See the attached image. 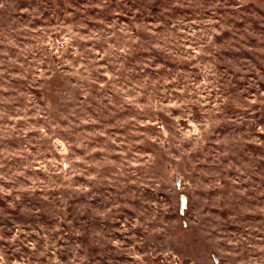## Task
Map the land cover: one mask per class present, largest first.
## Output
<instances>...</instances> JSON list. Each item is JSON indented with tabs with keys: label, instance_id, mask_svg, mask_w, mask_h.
<instances>
[{
	"label": "rangeland",
	"instance_id": "374dc122",
	"mask_svg": "<svg viewBox=\"0 0 264 264\" xmlns=\"http://www.w3.org/2000/svg\"><path fill=\"white\" fill-rule=\"evenodd\" d=\"M0 3L3 264H164L136 256L168 247L195 264L257 258L231 261L211 241L264 240V0ZM81 63L90 71L65 75ZM181 100L196 103L170 109L179 121L156 110ZM149 152L154 166H129ZM169 153L180 162L161 163ZM149 176L159 188L142 187ZM153 200L165 207L164 236L133 228ZM204 214L200 234L185 237ZM209 225L217 232L205 236Z\"/></svg>",
	"mask_w": 264,
	"mask_h": 264
},
{
	"label": "clouds",
	"instance_id": "9594fccd",
	"mask_svg": "<svg viewBox=\"0 0 264 264\" xmlns=\"http://www.w3.org/2000/svg\"><path fill=\"white\" fill-rule=\"evenodd\" d=\"M3 7H4V5L2 3H0V8H3ZM22 11H26V10H22ZM37 31H39V29H37ZM65 41H67L66 37H65ZM42 46H46V42H45V45H42ZM53 54L55 55V53H53ZM105 55H106V53H104V54H101L100 52L95 53V56L99 57V59H104ZM64 63L68 67L72 66L70 61H65ZM97 63H99V60L89 61V65H93V64H97ZM82 69H83L84 73H87L90 71L89 66H86L85 64L81 63L75 67V69L72 73H65V75H75L77 73H80ZM36 71L39 73L36 76L37 80L45 78L44 74L39 72V68H37ZM104 75L109 80L113 79V77L107 72H104ZM47 78L51 79L50 76ZM101 87H104V85L102 84ZM131 90L132 89H128V88L117 89V91H120L124 94H126L127 92H129ZM180 92H181V94H183V90H180ZM138 95H139V93H137V96ZM189 95H191V93H189ZM126 98L131 99V100H135L136 96H133V97H127L126 96ZM201 99H204V97H201ZM186 103H196V101L181 100L178 103L175 101H171V102L166 103V104H157L156 110L162 112L164 116L170 117L173 121H179L181 119V117H179V116L173 117L170 109H173V108L179 109ZM248 103H256V98H253L252 100L248 101ZM137 107H141V106L137 105ZM201 107H204V105H201ZM214 107H215V105H214ZM39 115H40V112H39V110H37L36 116L38 117ZM35 118L36 117H33V119H35ZM45 119H46V117H45ZM186 122L190 128L195 129V125L192 124L191 121H186ZM136 123H139V122H136ZM149 123H151L153 126H155L156 121L145 122L143 124H140L139 126L145 127ZM37 130L40 132H44L43 128H40ZM177 130L179 131V129H177ZM261 131L264 132V129H261ZM194 134H195V132H186L185 137L187 138V137L194 135ZM132 135L136 136V137H144L145 133L133 132ZM167 135H168L167 132H164L165 138H167ZM148 139L152 143L157 144L158 147L162 151L164 150L163 140L158 141L156 137H148ZM112 142L115 143V140H113ZM134 143L138 145V144L143 143V141L138 139V140H135ZM53 144L60 145L61 147H63V143L59 139H53ZM117 147H119V145ZM66 153H67V149H65L62 154H66ZM119 154L120 155H126V153H119ZM140 159H141L142 163H137L136 161H132L129 163V166L133 167V168L146 167L149 165L154 166L157 158L151 152H149L146 154L145 157H140ZM167 159L175 160L177 163L180 162L179 157H172L170 155V153L167 155V157H165L164 155H161V157H160L161 163H165ZM41 167H43V166H41ZM16 175H22V173H17ZM0 179H3V177H0ZM157 179H153L151 176H149L147 178V183L142 185V187H146V188L152 189V190L159 188L160 184L157 182ZM189 186L192 189V192L195 193L196 187L194 185H191V183H189ZM3 191L4 190L2 188H0V192H3ZM17 191L34 192V191H36V189H34V188H22V189H18ZM41 191H43V189H41ZM5 194L6 195L11 194V190H9V192H7ZM157 195H158V192H157ZM17 199H19V196H17ZM41 199L47 200L48 197H47V195H44L41 197ZM144 204H145V212L148 211V208H151L152 211L150 213H148L147 216H145V219L143 221H141L140 219H137L133 224V228L140 226L150 236H156V235L164 236L166 234V229L168 228V223H167V220L165 219V217L161 215V213L165 212V207L160 205L156 200H153L150 203L145 201ZM117 207H119V205H117ZM140 215L144 216L145 213H141ZM207 215L208 214H204V217H198L197 216V218L191 222L190 227L185 232H183L184 236L190 237V236L199 235L201 230H202L201 221L204 218H206ZM158 216L160 217L159 219L157 218ZM149 226H151V227H149ZM213 232H217L216 228L213 225H209L207 228V231L204 233V235L205 236H211V234ZM12 239L15 240L16 237L14 236ZM211 242L216 244V245H222L223 246L222 248H218L220 255L225 257V258H228L231 261H240V257L242 255V253L247 251V250H251L250 255L259 254L257 256V258L256 259H250L247 262L240 261V264H264V240L258 241L257 243L249 244L247 238H245V239L228 238V236L217 232L216 237H214ZM114 243H118V242H114ZM242 245H246V248L242 247ZM146 256L149 257L151 260H158V259L163 260L164 264H195V261L192 259L191 255H183L182 249L174 250L171 247L166 248L162 252H156L155 254L149 252V253H145L144 255H137L136 259L143 261ZM0 264H3L2 259H0Z\"/></svg>",
	"mask_w": 264,
	"mask_h": 264
}]
</instances>
